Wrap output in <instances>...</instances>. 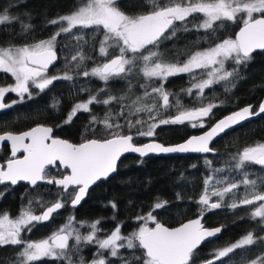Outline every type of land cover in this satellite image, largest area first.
I'll return each instance as SVG.
<instances>
[{"label":"snow or ice","instance_id":"6c2138e0","mask_svg":"<svg viewBox=\"0 0 264 264\" xmlns=\"http://www.w3.org/2000/svg\"><path fill=\"white\" fill-rule=\"evenodd\" d=\"M145 7V11L128 14L119 7V0H78L72 11L47 21L56 26L48 38L0 44V73L9 74L14 80L10 85L0 86V110L12 108L25 98L32 99L49 89L54 81L73 80L72 71L105 84L114 79L129 84L128 91L122 95H111L101 88L71 107L65 124L72 123L78 113L89 114L86 131L91 135H82L80 142L55 136L54 129L45 124H36L19 133H0V143L10 142L9 157L0 161V184L15 186L26 182L33 191L41 184L50 186L49 191L52 186L56 189L54 202L44 200V194L38 192L27 204H21L15 217L0 213V248L17 249L15 264H38L46 260L73 264L70 253L79 251L82 243L96 245L97 254L90 264H111L109 256H120L122 264H264V251L247 255L253 246H264V235L255 230L247 231L226 246L212 249L208 256H200L202 244L218 237L223 230L222 226L204 225L202 220L208 211L228 208L235 212L242 206H254L250 218L258 221L264 233V178H249L251 166L264 169V142L231 154L225 162L226 168H214L213 162L205 158L210 172L204 177L203 190L195 201L198 215L176 227L167 226L155 214L168 203L158 199L148 212L134 218L138 226L128 235H123L121 225L117 224L101 237L99 220L78 222L69 216L46 238L36 241L24 238L25 233L31 232L36 224L48 222L58 210L67 205L78 206L91 186L117 170V162L125 153L140 157L214 153L215 149L210 146L214 138L251 117L264 114L262 101L258 111L247 105L209 126L207 122L213 120L214 109L225 102L217 103L205 94L207 89L221 83L225 92L229 91V85L234 87L239 77V67L246 65L256 50H264V0H146ZM197 17L202 19L194 22ZM14 19L18 18L10 17L7 9L0 13V25ZM229 25L237 26L238 31L208 47L177 49L173 46L171 52L162 49L165 42L175 41L180 32L203 31V39H207L209 34L215 35ZM31 31L32 25L21 22V34L26 41ZM90 34L94 41L92 48L98 50L102 59L89 70L85 62L94 58L84 48L89 44L85 37ZM64 35L76 43L58 40ZM59 52L66 53L62 74L49 75L50 68L61 59ZM182 74L188 76L189 87L181 91L193 98L192 106L187 108L178 94L165 88L169 78ZM134 79L143 80L139 84L143 89L140 95L132 91ZM8 93L16 94L19 99L5 103ZM57 104L58 101L52 106ZM97 104L106 109L103 117L92 112ZM173 108L175 115L162 118L163 113ZM168 125L207 127V130L174 145L155 140L135 142L138 137L156 136L158 128ZM232 173L242 178L237 180ZM109 203L113 209L117 207L115 202ZM34 206L42 211L37 213ZM83 227L88 228L87 234L81 233ZM121 249L132 251L124 256ZM80 264L89 262L81 257Z\"/></svg>","mask_w":264,"mask_h":264},{"label":"trees","instance_id":"16d2710c","mask_svg":"<svg viewBox=\"0 0 264 264\" xmlns=\"http://www.w3.org/2000/svg\"><path fill=\"white\" fill-rule=\"evenodd\" d=\"M77 2L78 0H0V13L7 9V14L10 17L18 18L9 24L0 25V44L8 42L20 44L30 42L32 39L39 40L49 37L56 30V26L49 25L47 21L69 13L74 9ZM145 4L146 0H119V7L128 14L145 11ZM200 19L202 17H197L194 22H199ZM21 22L32 25V31L28 34L27 41L25 35L21 34ZM237 29V26L229 25L226 30L220 29L215 35L209 34L207 39H203L205 36L203 31L180 32L175 41L165 42L162 49L171 52L173 46L177 49L193 46L197 48L208 47L210 43L218 42V39L232 35ZM85 39L89 40V44L84 48V52L94 58L93 61L85 62L87 69H90L102 58L98 56V50L92 48L94 41L91 34ZM58 40L73 45L76 43L75 40L66 35L59 37ZM196 41L199 43L197 44ZM65 54V52H59L61 59L51 68V71L62 73ZM168 58L171 59L172 56L169 55ZM227 66L232 67L231 64ZM70 74L73 75V80L54 81L49 89L34 95L32 99L25 98L23 102L17 103L12 108L0 110V132H19L42 123L51 125L56 135L73 142H80L82 135H91L90 132L86 131L89 114L78 113L72 123L65 124L64 119L71 107L75 103L87 99L89 93H95L101 88H105L108 94L117 96L126 93L129 88L128 82L122 79L110 80L105 84L94 77L78 76L76 71H72ZM11 81L12 78L9 74L0 73V84ZM140 83H143L142 79L132 81V91L135 95H140L143 92V89L139 87ZM234 85V87L229 85L230 90L227 92L224 90L223 83L206 90L205 94L209 99H213L217 103L219 101L225 102L214 109L213 120L208 121V125L245 104L253 103L255 108L259 104L264 96V50L255 51L251 60L246 65L239 67V77L234 81ZM187 87H189V78L183 74L171 77L165 83V88L169 92L178 94L185 108L191 107L193 102V98L181 91ZM82 89L88 91H82ZM9 96L11 97V95ZM132 98L134 99L135 96ZM170 99L172 98L170 97ZM57 101V106L53 107L52 105ZM105 110V107L99 104L92 107L93 114L98 117H103ZM115 110H118V107ZM174 114H176L175 108L163 113L162 118ZM58 125L60 127H57ZM205 128L193 129L187 125L161 126L156 130V136L152 138L164 144L175 143ZM99 134L100 132H97V135ZM152 138L138 137L135 142L140 143ZM258 142H264V114L233 128L215 140L213 142L214 153L153 155L145 158L126 155L119 161L116 173L97 182L88 191L85 200L79 206L72 208L67 205L58 210L48 222L36 224L31 232L25 233L24 238L33 241L45 238L62 226L69 216H74L78 222L91 223L99 220L98 227L102 229L99 233L101 237L113 230L117 224L121 225L122 234L128 235L138 225L134 218L148 212L158 199L168 203L164 209L157 210L155 214L158 215L161 222L168 226H175L198 215V206L195 201L203 190L204 177L210 172L205 164V158L213 162L212 167L214 168H226L225 162L229 161L231 154ZM4 156L5 153L1 152L0 160ZM249 172L250 179L264 178V169H261L260 166H251ZM52 174H55V169L52 170ZM232 175L237 180L242 178L236 173H232ZM49 187L41 184L39 188L33 191L29 185L24 183L8 187L0 186V192L4 190L2 197H0V212H8L10 215L17 214L21 204H27L28 199L35 197L38 192L44 194V200L54 202L56 189L52 186L49 191ZM243 191V186H241L240 193L242 194ZM215 199L213 197V200ZM110 201L115 202L117 206L115 209L111 207ZM34 207L37 213L42 210L37 206ZM253 208L254 206L250 205L242 206L235 212L228 208L206 212L205 224L208 226L221 225L223 230L218 238L201 246L200 256H208L212 249L230 243L249 230H255L257 234L264 235L260 231L258 221L250 218V212ZM80 231L82 234H87L88 228H80ZM70 243L73 242L70 241ZM16 251L17 249L12 246L0 248V264H15ZM131 251L120 250L124 256H129ZM260 251H264V246H253L247 255L254 256ZM70 254L73 264H80L81 257L84 261L90 262L97 254L96 245L82 243L79 251L73 250ZM108 259L111 264H122L120 256H109ZM38 264H61V262L46 260L38 262Z\"/></svg>","mask_w":264,"mask_h":264},{"label":"water","instance_id":"95a60500","mask_svg":"<svg viewBox=\"0 0 264 264\" xmlns=\"http://www.w3.org/2000/svg\"><path fill=\"white\" fill-rule=\"evenodd\" d=\"M236 31H238V29H237ZM256 51H258V50H256ZM51 68H52V67H51ZM51 68H50V69H51ZM262 101H264V96L262 97V99L260 100V102H262ZM260 102H259V104H260ZM259 104L256 106V108L254 107V104H253V103L245 104V105H243V106H241V107H239V108H236V109H234V110H232V111H230V112L224 114L223 116L228 115L229 113H231V112H233V111H236V110H238V109H241V108H243V107H245V106H247V105H252V106H253V109L258 111V106H259ZM174 115H175V114H174ZM261 115H262V114H261ZM261 115H259V116H261ZM223 116H221V117H219V118H222ZM259 116L251 117V118H249L248 120H245V121L241 122L240 124L234 126L233 128L238 127V126H240V125H242V124L248 122L249 120H252V119L257 118V117H259ZM219 118H218V119H219ZM216 120H217V119H216ZM38 124H42V123H38ZM35 125H36V124H35ZM35 125H33V126H35ZM45 125H47V124H45ZM33 126H31V127H33ZM47 126L52 127L51 125H47ZM209 126H210V125H209ZM31 127H29V128H31ZM29 128H27V129H25V130H23V131H26V130H28ZM52 128H53V127H52ZM233 128L228 129L226 132L232 130ZM53 129H54V128H53ZM206 130H207V127H206L205 129L201 130V131L198 132V133L191 134L190 136H192V135H200V134H202V133H203L204 131H206ZM4 132H7V131H4ZM4 132H0V133H4ZM20 132H22V131H20ZM226 132H225V133H226ZM14 133H19V132H14ZM225 133H223V134H221L220 136L214 138L213 142H214L215 140H217L218 138H220V137H221L222 135H224ZM53 134H54V133H53ZM54 135H55V134H54ZM55 136H57V137H59V138H62V139H67V138L62 137V136H59V135H55ZM190 136H188V137H190ZM188 137H187V138H188ZM187 138H185L184 140H186ZM68 140H69V139H68ZM150 140H155L156 142L162 143L161 141L152 138V139H149V140H146V141L140 142V143H138V144L147 143V142H149ZM184 140L179 141V142H175V143L165 144V145H174V144H177V143L183 142ZM69 141H71V140H69ZM71 142H73V141H71ZM213 142H212L211 145H210L211 147H213ZM4 143L9 144V148H10V142H7V141L0 143V146H1L2 144H4ZM74 143H76V142H74ZM136 143H137V142H136ZM162 144H164V143H162ZM129 154H130V155H134V156H138V157H140L139 154H136V153H125V154L120 158V160H121L124 156L129 155ZM190 154H192V155H201V153L149 154V155L144 156V157H141V158H145V157H149V156H153V155H158V156H172V155H190ZM120 160H119V161H120ZM119 161L117 162V166H118ZM115 173H116V171H115L114 173H111V174L109 175V177L112 176V175H114ZM98 182H99V181H98ZM19 183H26V182H19ZM9 184H10V183H9ZM26 184H27V183H26ZM93 186H94V185H93ZM93 186H91L90 189H91ZM90 189H89V190H90ZM87 194H88V193H87ZM86 196H87V195H86ZM86 196H85V198H86ZM85 198H84V200H85ZM84 200H82L81 203H82ZM81 203H80V204H81ZM80 204H79V205H80ZM79 205H78V206H79ZM76 207H77V206H76ZM196 217H197V216H195V217H193V218H189V219H194V218H196ZM189 219H186V220H184L183 222H186V221L189 220ZM202 222L204 223V225H205L206 227H210V228L220 227V226H221V225H216V226H208V225H206L205 222H204V217H203ZM181 223H182V222H181ZM179 224H180V223H179ZM179 224H177V225H175V226H169V227H176V226H178ZM167 226H168V225H167ZM220 234H221V233H220ZM220 234L218 235V237L220 236ZM218 237H216V238H218ZM216 238H210L209 240L205 241L204 243H206V242H208V241H210V240L216 239ZM204 243H203V244H204ZM203 244H202V245H203Z\"/></svg>","mask_w":264,"mask_h":264},{"label":"rangeland","instance_id":"374dc122","mask_svg":"<svg viewBox=\"0 0 264 264\" xmlns=\"http://www.w3.org/2000/svg\"><path fill=\"white\" fill-rule=\"evenodd\" d=\"M65 14H67V13H65ZM62 15H64V14H62ZM48 38V37H47ZM43 39H45V38H43ZM93 67V66H92ZM91 69V68H90ZM89 69V70H90ZM59 74H62V73H58V72H53V71H51V69L49 70V75H59ZM12 83H14V80L12 79V81L11 82H8V83H4V84H0V86H7V85H10V84H12ZM9 95H11V97L9 96ZM19 98L16 96V94H14V93H8V94H6V97H5V103H8V102H11L12 100H18ZM138 226V225H137ZM137 228V227H136ZM135 230V229H134ZM133 230V231H134ZM242 236V235H241ZM241 236H239L237 239H235V240H233V241H231V242H235L236 240H238L239 238H241ZM46 238V237H45ZM34 241H36V240H34ZM223 246H226V244L225 245H223ZM223 246H221V247H223ZM89 264H90V262H89Z\"/></svg>","mask_w":264,"mask_h":264},{"label":"flooded vegetation","instance_id":"af4514ba","mask_svg":"<svg viewBox=\"0 0 264 264\" xmlns=\"http://www.w3.org/2000/svg\"><path fill=\"white\" fill-rule=\"evenodd\" d=\"M23 131V130H22ZM20 132V131H19ZM55 134V132H54ZM56 135V134H55ZM1 152H4L5 153V156L4 158H2L0 161H3L4 159H7L10 155V148H9V144L7 143H4L0 146V153ZM19 184V183H18ZM26 184V183H24ZM28 185V184H27ZM0 186H3V187H8V186H13V185H10V184H0ZM4 189V188H2ZM0 193H4V190H2ZM42 211V210H41ZM0 213H5V212H0ZM8 213V212H7ZM18 214V213H17ZM17 214L15 215H11L12 217H15Z\"/></svg>","mask_w":264,"mask_h":264}]
</instances>
